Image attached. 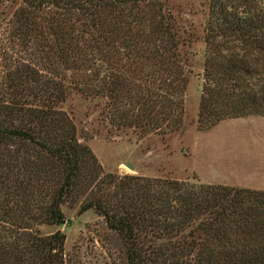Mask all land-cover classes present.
I'll return each instance as SVG.
<instances>
[{"label": "trees", "instance_id": "trees-1", "mask_svg": "<svg viewBox=\"0 0 264 264\" xmlns=\"http://www.w3.org/2000/svg\"><path fill=\"white\" fill-rule=\"evenodd\" d=\"M15 1L31 62L0 61V264H67L66 235L40 231L66 203L105 219L126 264H264V191L104 173L62 109L76 95L112 134L181 132L201 36L198 130L264 116V0H206L202 32L171 0Z\"/></svg>", "mask_w": 264, "mask_h": 264}, {"label": "rangeland", "instance_id": "rangeland-1", "mask_svg": "<svg viewBox=\"0 0 264 264\" xmlns=\"http://www.w3.org/2000/svg\"><path fill=\"white\" fill-rule=\"evenodd\" d=\"M15 0H0V61L15 67L31 62L12 37L11 16ZM170 6L186 27L202 32L206 21V0H171ZM197 14H193L195 12ZM188 48L191 77L184 96V127L179 133L112 134L97 115L95 104L71 96L62 105L78 128L81 142L88 145L104 173L118 176L174 178L204 185H224L264 191V116L225 120L215 127L198 130L202 96V66L205 44L201 36ZM132 163L131 170L126 163ZM64 224L42 226L48 235H66L67 264H126L118 237L95 210L81 211V204L66 203Z\"/></svg>", "mask_w": 264, "mask_h": 264}, {"label": "water", "instance_id": "water-1", "mask_svg": "<svg viewBox=\"0 0 264 264\" xmlns=\"http://www.w3.org/2000/svg\"><path fill=\"white\" fill-rule=\"evenodd\" d=\"M126 166L129 167L131 170H135V166L130 162L126 163Z\"/></svg>", "mask_w": 264, "mask_h": 264}]
</instances>
